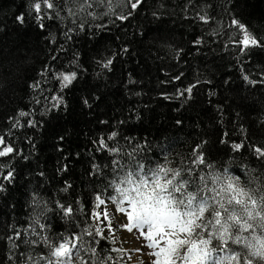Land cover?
<instances>
[{
  "label": "trees",
  "instance_id": "16d2710c",
  "mask_svg": "<svg viewBox=\"0 0 264 264\" xmlns=\"http://www.w3.org/2000/svg\"><path fill=\"white\" fill-rule=\"evenodd\" d=\"M55 3L41 28L33 0H0V135L19 153L0 157V264L47 253L43 244L24 243L39 240L24 232L36 201L46 209L40 235L50 241L92 225L96 196L113 194L114 157L97 150L101 138L125 153L140 146L137 158L152 166L167 157L170 168L189 166L198 147L212 166L201 165L204 172L226 169L241 187H264V158L250 147L264 148V48L241 53L229 39L242 38L233 18L264 38V0H142L136 10L123 0L111 10L94 5L93 16L69 15L68 7H79L73 0ZM203 12L208 23L197 17ZM73 71L76 78L61 88L58 73ZM51 97L60 98L58 106ZM20 111L30 116L13 127ZM9 171L12 179L4 180ZM58 204L70 205L72 215ZM97 239V251L113 257L109 264H128L111 240ZM80 256L93 264L89 253Z\"/></svg>",
  "mask_w": 264,
  "mask_h": 264
},
{
  "label": "snow or ice",
  "instance_id": "6c2138e0",
  "mask_svg": "<svg viewBox=\"0 0 264 264\" xmlns=\"http://www.w3.org/2000/svg\"><path fill=\"white\" fill-rule=\"evenodd\" d=\"M122 2L123 0H73L79 7L75 11L68 7L67 11L71 16H75L77 12H86L87 15L93 16L95 13L89 10L94 5L107 4L111 10L114 3ZM141 3L142 0H127L131 10H136ZM42 5L45 6L43 10ZM55 7V0H33V18L41 28L44 27L42 21L48 11ZM131 10L127 16L120 15L117 19L126 20L131 15ZM197 17L203 23H208L210 19L206 12L197 13ZM17 20L24 23L25 17L20 15ZM230 27L237 29V33L241 34L240 40H233L231 36L229 38L230 42L240 47L241 53H246L251 47L264 48V38L255 37L238 19L233 18ZM111 63L109 59L104 67ZM75 78L74 71L67 74L58 73L57 76L61 88H66ZM32 87L39 88L40 81H36ZM184 91L190 95L192 88ZM183 94L182 92L181 95ZM51 99L57 101L53 106H58L60 98ZM36 102L39 103V99ZM28 116L29 112L20 111L18 117H13V127L20 124L19 118ZM27 124L33 126L31 120H28ZM116 136L117 133L112 132L107 139L113 140ZM97 143L98 151L107 150L114 157V179L108 185L113 194L106 197L103 194L96 196V204L91 214L92 225L78 233L66 236L62 234L57 241H50L49 237L40 235L48 226L41 223L46 209L36 201L33 218L24 232L27 233L30 229L32 235L38 236L39 240H25L24 243L43 244L48 251L35 257L29 255L21 264H73L74 256L79 258L81 264H88L80 256L82 251L94 258L93 264H109L113 257L103 256L97 251L96 245L100 242L97 237L107 239L104 236L105 230L114 236L112 216H119L117 224L121 229H125L129 234L137 230L144 241L141 243L135 237H130L129 242L135 244L134 249L116 248L112 251L127 252L129 255L139 254L142 264L144 256L155 258L148 264H255L257 259L264 261V187H241L239 178L229 175L226 169L223 173L204 172L203 168H200L201 165L207 168L212 166L206 163L203 152L199 151L198 147L193 149V159L189 166L170 168L167 166V157L164 158L165 163L157 162L155 166L138 159V151L142 150L138 145L125 153L123 145L119 142L109 146L101 138ZM0 146V157L9 156L14 151L19 154L18 150L5 142L2 135ZM241 147V144L233 145L235 151H239ZM250 147L254 156L258 159L264 158V148L255 145ZM122 155L127 157L124 163L115 158ZM93 167L99 172L98 165ZM197 169H200L199 173ZM12 175V171H9L3 179L10 181ZM107 202L116 207L109 209ZM102 205L104 209L101 212L99 209ZM58 207L65 217L73 213L70 205L58 204ZM100 224H104V227H100ZM245 233L249 235L245 236ZM20 235L17 231L16 238L19 239ZM14 247L19 245L14 244Z\"/></svg>",
  "mask_w": 264,
  "mask_h": 264
},
{
  "label": "rangeland",
  "instance_id": "374dc122",
  "mask_svg": "<svg viewBox=\"0 0 264 264\" xmlns=\"http://www.w3.org/2000/svg\"><path fill=\"white\" fill-rule=\"evenodd\" d=\"M108 203L109 209L115 208V205ZM127 207V205H125ZM104 206L102 205L99 211H103ZM123 215V214H120ZM112 224L115 228V234L113 236L112 233H109L107 230L104 232V236L107 237V239L111 240L117 248L125 249V250H131L135 248V244L129 242L130 237H135L137 241L143 243L144 241L142 238L138 235V231L134 230L131 234H129L125 229H121L120 226L117 224V220L119 219V216H112ZM101 220H103V217L101 216ZM92 221V219H91ZM105 223H107L105 221ZM93 224V221H92ZM100 227H104V224H100ZM145 251H150L149 249H145ZM124 259L127 261L128 264H142L141 258L139 254H131L129 255L127 252L123 253ZM155 259L154 257L150 256H144L143 257V264H148L149 261Z\"/></svg>",
  "mask_w": 264,
  "mask_h": 264
}]
</instances>
